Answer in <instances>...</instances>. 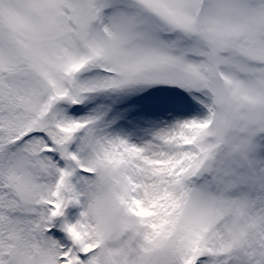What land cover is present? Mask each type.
Segmentation results:
<instances>
[{"label":"snow or ice","instance_id":"snow-or-ice-1","mask_svg":"<svg viewBox=\"0 0 264 264\" xmlns=\"http://www.w3.org/2000/svg\"><path fill=\"white\" fill-rule=\"evenodd\" d=\"M0 264H264V0H0Z\"/></svg>","mask_w":264,"mask_h":264},{"label":"rangeland","instance_id":"rangeland-1","mask_svg":"<svg viewBox=\"0 0 264 264\" xmlns=\"http://www.w3.org/2000/svg\"><path fill=\"white\" fill-rule=\"evenodd\" d=\"M100 103L109 106L112 109L111 114L127 111V119L118 121L115 130L130 143L137 145L151 141L155 131L171 125L176 118H190L198 114V106L189 97H183L185 111L178 112L176 104L169 99L168 95L151 90L123 96L112 95L110 98L94 101L89 107H95ZM86 114L87 112L81 113V115ZM81 210L69 208L67 216L74 222ZM59 222V220L56 221V223ZM57 235L60 234L57 232Z\"/></svg>","mask_w":264,"mask_h":264}]
</instances>
